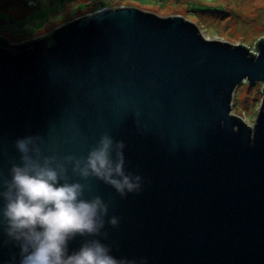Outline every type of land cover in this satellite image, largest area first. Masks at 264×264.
<instances>
[{"label":"water","instance_id":"95a60500","mask_svg":"<svg viewBox=\"0 0 264 264\" xmlns=\"http://www.w3.org/2000/svg\"><path fill=\"white\" fill-rule=\"evenodd\" d=\"M44 36L15 46L0 36V191L20 163L18 138L39 135L46 154L81 157L107 132L125 143L141 190L121 197L71 166L69 176L119 218L112 227L106 217L107 236L97 237L115 257L264 264V89L253 126L230 109L238 84L264 81V34L255 54L205 38L180 15L107 6ZM4 228L0 264H19Z\"/></svg>","mask_w":264,"mask_h":264},{"label":"clouds","instance_id":"9594fccd","mask_svg":"<svg viewBox=\"0 0 264 264\" xmlns=\"http://www.w3.org/2000/svg\"><path fill=\"white\" fill-rule=\"evenodd\" d=\"M15 147L20 163L12 164L11 178L3 180L0 223L20 248L19 264H133L97 238L107 236L106 217L112 227L119 223L108 216L109 204L98 195L84 198L85 185L69 176L71 166L73 174L102 180L121 197L138 193L143 177L126 171L123 141L105 132L81 157L46 154L39 135L18 138ZM77 236L86 239L70 252L69 242Z\"/></svg>","mask_w":264,"mask_h":264},{"label":"rangeland","instance_id":"374dc122","mask_svg":"<svg viewBox=\"0 0 264 264\" xmlns=\"http://www.w3.org/2000/svg\"><path fill=\"white\" fill-rule=\"evenodd\" d=\"M134 6L160 16L180 15L207 39L241 43L257 53L264 34V0H0V36L16 45L38 39L101 7ZM264 81L238 84L231 113L249 127L260 110Z\"/></svg>","mask_w":264,"mask_h":264},{"label":"trees","instance_id":"16d2710c","mask_svg":"<svg viewBox=\"0 0 264 264\" xmlns=\"http://www.w3.org/2000/svg\"><path fill=\"white\" fill-rule=\"evenodd\" d=\"M259 41H260V40H259ZM258 43H259V42H258ZM48 44L51 45V44H52V41H50ZM11 45H12V46H15V45H13V44H11ZM256 47H257V46H256ZM9 51H10L11 53H13V54L15 53L14 49H12V48L9 49ZM247 83H248V82H247ZM249 83H250V82H249ZM249 83H248V84H249ZM250 84H253V83H250Z\"/></svg>","mask_w":264,"mask_h":264},{"label":"flooded vegetation","instance_id":"af4514ba","mask_svg":"<svg viewBox=\"0 0 264 264\" xmlns=\"http://www.w3.org/2000/svg\"><path fill=\"white\" fill-rule=\"evenodd\" d=\"M53 31H51V33H52ZM51 33H49L48 35H45L44 37H47V36H51Z\"/></svg>","mask_w":264,"mask_h":264},{"label":"built area","instance_id":"2783aa9c","mask_svg":"<svg viewBox=\"0 0 264 264\" xmlns=\"http://www.w3.org/2000/svg\"><path fill=\"white\" fill-rule=\"evenodd\" d=\"M106 7V6H105ZM101 8H103V7H101ZM100 9V8H99ZM97 10V9H96Z\"/></svg>","mask_w":264,"mask_h":264}]
</instances>
